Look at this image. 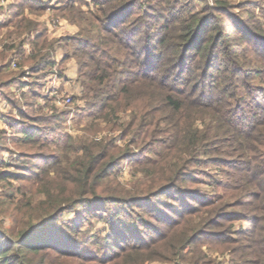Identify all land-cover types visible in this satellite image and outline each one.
Instances as JSON below:
<instances>
[{
    "label": "rangeland",
    "instance_id": "1",
    "mask_svg": "<svg viewBox=\"0 0 264 264\" xmlns=\"http://www.w3.org/2000/svg\"><path fill=\"white\" fill-rule=\"evenodd\" d=\"M100 1L0 0V243L29 242L34 233L46 237L36 253L24 255L40 264H264V140L248 141L245 136L254 132L247 127L236 142L224 135L209 147H233L231 154L199 153L188 162L185 180H177L179 188L163 186L178 149L168 148V134L183 119L174 124L165 116L133 138V131L124 135L117 126L116 114L104 121L96 101L82 91L81 56L74 45H85L78 40L80 26L87 34L106 24ZM137 3L141 11L174 12L180 20L195 12L207 25L231 23L233 17L248 30L264 27V0H138L131 8ZM79 11L82 22L72 21L70 15ZM62 19L75 28L59 32ZM27 20L36 24L33 34L46 29L52 41L53 64L38 71L25 59L32 53L31 37L19 25ZM179 72L182 78L190 74L185 68ZM195 84L190 78L176 82L191 91ZM185 114L193 128L204 129L207 118L200 120L193 108ZM128 117L129 112L124 121ZM247 121L255 126L252 118ZM22 129L36 133L34 143L22 142ZM102 136L113 137L124 155H116L106 169L99 180L104 184H95L114 189L111 194L120 198L92 201L100 193L97 187L88 204L69 203L88 197L80 186L74 191L73 169L85 162L87 140ZM208 201L213 204L205 206ZM94 206L101 209L95 212ZM115 223L125 226L121 232L127 237L114 248L107 240ZM31 225L39 228L24 239L21 232ZM59 233L63 240L54 243Z\"/></svg>",
    "mask_w": 264,
    "mask_h": 264
},
{
    "label": "trees",
    "instance_id": "2",
    "mask_svg": "<svg viewBox=\"0 0 264 264\" xmlns=\"http://www.w3.org/2000/svg\"><path fill=\"white\" fill-rule=\"evenodd\" d=\"M100 2L105 11L106 24L102 29L97 26L94 32L87 34L80 32L85 25L80 26L78 40H83L85 45H74L81 56L78 77L82 91L86 97L96 101L95 109L103 113L101 117L104 121L116 114L121 120L116 125L122 126L124 135L133 131V138L138 137V133L146 132L165 116L174 124L183 119V125L175 126L168 134L171 143L168 148L174 146L178 149L174 154L175 159L172 158L174 161L168 162L167 182L163 186L179 188L177 180H185L188 162L198 158L199 153L231 154L233 147L229 151L226 148L209 147L215 140L221 142L220 137L224 135L231 134V140L236 142L237 138L246 134L244 130L247 127L253 128L254 132L245 136L248 141L252 139L259 145L264 140V135L261 137L259 134L264 128L263 26L256 25L254 30H248L246 26L237 24L233 17H230L231 23L222 25L215 22L207 25L206 19L195 12L180 20L174 12L162 16L149 9L141 11L140 3L134 9L131 8L132 3L138 0ZM58 8L62 12L64 9L71 12L65 5H59ZM133 12L137 14L135 18L132 17ZM81 14L80 11L76 12L75 18L71 14L70 19L82 22ZM26 22L24 26L20 24L19 28L31 37L36 31V24L28 20ZM30 40L32 53L29 52L25 58L29 66L38 71L44 69L45 65H52L53 46L47 38L46 29L37 31ZM69 54L67 51L65 56ZM186 61L190 65H184ZM183 68L190 72L186 78H182L179 72ZM129 72L133 73V77L126 79ZM188 78L196 81L192 91L176 85L177 81L183 84ZM189 108H193L200 120L208 119L204 129L193 128L194 122L187 121L185 112ZM128 112L129 117L124 121ZM247 118L254 120V127ZM36 138V133L22 129V142L34 143ZM87 141L90 148L83 151L85 162L73 169L71 184L74 191L79 186L82 192L86 190L88 197L71 198L69 203L88 204L89 195L95 194L97 187H100V193L91 197L92 201L104 198L117 201L120 197L110 192L114 189L96 185L95 181L104 184L99 180L107 172L106 169L115 164L116 155L122 156L124 151H117L113 137L102 136L100 141ZM23 157L26 155H20L19 159ZM211 204V201L204 203L205 206ZM100 209L93 208L95 212ZM112 227L107 243L115 248L127 235L121 232L125 226L119 227L115 223ZM37 228L38 225H31L20 236L25 239ZM59 234L60 237L56 235L54 243L62 242L63 236ZM47 241L46 237L37 233L29 242L20 244L18 241L5 240L0 243V264H40V260L35 257L25 258L24 255L36 253ZM22 251L24 253H19Z\"/></svg>",
    "mask_w": 264,
    "mask_h": 264
},
{
    "label": "crops",
    "instance_id": "3",
    "mask_svg": "<svg viewBox=\"0 0 264 264\" xmlns=\"http://www.w3.org/2000/svg\"><path fill=\"white\" fill-rule=\"evenodd\" d=\"M60 28H59V32L61 31V30H63L64 31V29H66V30H73V28H75L72 24H69V23H67L64 19H62L61 21H60ZM33 36H35V34H32L31 35V37H33Z\"/></svg>",
    "mask_w": 264,
    "mask_h": 264
},
{
    "label": "built area",
    "instance_id": "4",
    "mask_svg": "<svg viewBox=\"0 0 264 264\" xmlns=\"http://www.w3.org/2000/svg\"><path fill=\"white\" fill-rule=\"evenodd\" d=\"M67 100H69V98H67Z\"/></svg>",
    "mask_w": 264,
    "mask_h": 264
}]
</instances>
